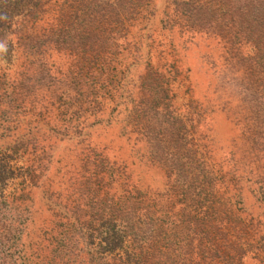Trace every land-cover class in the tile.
I'll return each instance as SVG.
<instances>
[{"label": "trees", "instance_id": "trees-1", "mask_svg": "<svg viewBox=\"0 0 264 264\" xmlns=\"http://www.w3.org/2000/svg\"><path fill=\"white\" fill-rule=\"evenodd\" d=\"M63 1L0 0L4 55L22 58L10 76L8 60L0 57V198L13 196L5 189L15 178L20 193L34 187L50 160L43 144L51 146L71 130L80 133L85 108L94 114L104 98L89 82L105 66L102 52L114 44L109 14L93 8L92 0ZM51 58L61 59L64 71L42 81ZM20 118L37 133L29 143L18 134ZM255 128L243 132L240 147L219 166L204 154L187 153L186 184L176 178L183 169L178 155L164 151L166 181L148 196L120 182L124 165L116 168L85 146L81 168L91 183L79 175L81 187L73 194L81 197L69 201V215H58L42 231L46 249L56 252L55 264H264V123ZM9 138L14 143L4 145ZM20 158L26 159L15 165ZM244 184L252 187L251 208L244 204ZM78 207L85 212L75 213Z\"/></svg>", "mask_w": 264, "mask_h": 264}, {"label": "rangeland", "instance_id": "rangeland-1", "mask_svg": "<svg viewBox=\"0 0 264 264\" xmlns=\"http://www.w3.org/2000/svg\"><path fill=\"white\" fill-rule=\"evenodd\" d=\"M92 7L107 11L114 40L102 52L105 66L89 82L104 98L94 114L85 108L80 133L71 130L51 146L43 144L44 159H50L44 180L23 193L19 178L6 187L13 196L0 198V264L56 263L42 231L58 215H69V201L81 197L73 194L81 187L79 175L91 183L81 168L85 146L116 168L124 165L120 182L148 196L166 181L164 151L178 155L184 170L176 178L186 184L187 153L204 154L219 166L240 147L246 129L264 123V0H92ZM0 57L8 60L10 76L22 61L15 52ZM62 63L49 59L52 68L42 81L56 79ZM27 121L19 119L18 134L29 143L37 133ZM9 139L4 145L14 143ZM244 187V204L251 208L252 187Z\"/></svg>", "mask_w": 264, "mask_h": 264}, {"label": "clouds", "instance_id": "clouds-1", "mask_svg": "<svg viewBox=\"0 0 264 264\" xmlns=\"http://www.w3.org/2000/svg\"><path fill=\"white\" fill-rule=\"evenodd\" d=\"M6 51H7L6 42H0V52H6Z\"/></svg>", "mask_w": 264, "mask_h": 264}]
</instances>
